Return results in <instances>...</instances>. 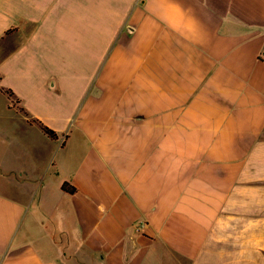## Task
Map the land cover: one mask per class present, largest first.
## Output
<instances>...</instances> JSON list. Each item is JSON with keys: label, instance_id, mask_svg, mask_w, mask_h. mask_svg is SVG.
<instances>
[{"label": "crops", "instance_id": "obj_1", "mask_svg": "<svg viewBox=\"0 0 264 264\" xmlns=\"http://www.w3.org/2000/svg\"><path fill=\"white\" fill-rule=\"evenodd\" d=\"M0 87V264H264V0H0Z\"/></svg>", "mask_w": 264, "mask_h": 264}, {"label": "trees", "instance_id": "obj_2", "mask_svg": "<svg viewBox=\"0 0 264 264\" xmlns=\"http://www.w3.org/2000/svg\"><path fill=\"white\" fill-rule=\"evenodd\" d=\"M0 91L3 94H5L8 99H13V93L9 89H3V88L0 87ZM34 122L39 126L40 130L42 131V133L44 135H46L49 139L54 140V139L57 138V135H56V133L53 130L49 129L48 127L44 126L43 124H41V123H39L37 121H34ZM61 190L66 192V193H70V194L75 192V189L72 186H70L69 184H67V183H63L61 185Z\"/></svg>", "mask_w": 264, "mask_h": 264}, {"label": "rangeland", "instance_id": "obj_3", "mask_svg": "<svg viewBox=\"0 0 264 264\" xmlns=\"http://www.w3.org/2000/svg\"><path fill=\"white\" fill-rule=\"evenodd\" d=\"M10 100V103H11V107L15 110H21L19 108V106L16 105L15 101L13 99H9ZM28 143H31V144H37V138H31V140L29 142H26L25 144H28Z\"/></svg>", "mask_w": 264, "mask_h": 264}]
</instances>
